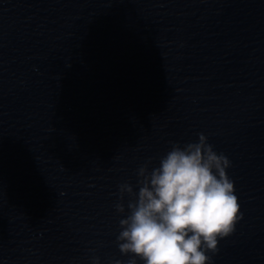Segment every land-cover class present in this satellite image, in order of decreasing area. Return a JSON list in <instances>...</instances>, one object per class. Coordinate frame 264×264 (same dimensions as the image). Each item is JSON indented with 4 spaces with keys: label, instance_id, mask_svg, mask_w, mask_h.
<instances>
[{
    "label": "water",
    "instance_id": "water-1",
    "mask_svg": "<svg viewBox=\"0 0 264 264\" xmlns=\"http://www.w3.org/2000/svg\"><path fill=\"white\" fill-rule=\"evenodd\" d=\"M201 133L243 213L212 264H264V0H0V264H127L138 169Z\"/></svg>",
    "mask_w": 264,
    "mask_h": 264
},
{
    "label": "clouds",
    "instance_id": "clouds-1",
    "mask_svg": "<svg viewBox=\"0 0 264 264\" xmlns=\"http://www.w3.org/2000/svg\"><path fill=\"white\" fill-rule=\"evenodd\" d=\"M230 166L203 133L197 141L173 143L150 171L141 166L130 214L119 221L118 247L131 256L127 264H212L208 253L243 216Z\"/></svg>",
    "mask_w": 264,
    "mask_h": 264
}]
</instances>
